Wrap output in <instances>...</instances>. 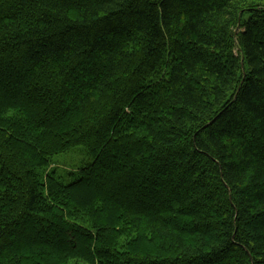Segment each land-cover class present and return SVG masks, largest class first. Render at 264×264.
Masks as SVG:
<instances>
[{"label": "trees", "instance_id": "1", "mask_svg": "<svg viewBox=\"0 0 264 264\" xmlns=\"http://www.w3.org/2000/svg\"><path fill=\"white\" fill-rule=\"evenodd\" d=\"M0 264H264V0H0Z\"/></svg>", "mask_w": 264, "mask_h": 264}, {"label": "rangeland", "instance_id": "2", "mask_svg": "<svg viewBox=\"0 0 264 264\" xmlns=\"http://www.w3.org/2000/svg\"><path fill=\"white\" fill-rule=\"evenodd\" d=\"M56 173L64 179L66 183H70L78 178V170L87 166L93 161L88 155L85 147L76 146L69 152L61 153L53 158Z\"/></svg>", "mask_w": 264, "mask_h": 264}]
</instances>
